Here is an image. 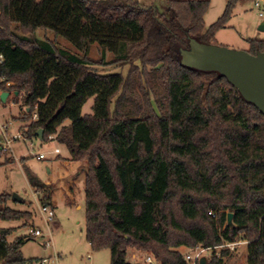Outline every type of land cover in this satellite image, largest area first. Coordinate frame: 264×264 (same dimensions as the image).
<instances>
[{
  "label": "trees",
  "instance_id": "16d2710c",
  "mask_svg": "<svg viewBox=\"0 0 264 264\" xmlns=\"http://www.w3.org/2000/svg\"><path fill=\"white\" fill-rule=\"evenodd\" d=\"M237 2L205 29L209 0H167L166 13L133 0H0V91L17 92L25 107L26 140L51 136L83 164L85 238L110 264H132V250L189 264L179 249L196 247L221 248L206 264H225V245L239 237L246 264H264V115L225 77L180 64L186 37L215 45ZM247 43L250 54L264 51V39ZM94 44L118 71L91 68ZM90 98L92 114L82 115ZM26 176L50 205V187ZM10 199L0 194V222L31 217ZM12 232L0 228V263H31L23 237L8 242Z\"/></svg>",
  "mask_w": 264,
  "mask_h": 264
},
{
  "label": "rangeland",
  "instance_id": "374dc122",
  "mask_svg": "<svg viewBox=\"0 0 264 264\" xmlns=\"http://www.w3.org/2000/svg\"><path fill=\"white\" fill-rule=\"evenodd\" d=\"M133 1L145 7H154L160 13H166L167 10V0ZM256 1H258L260 5L264 4V0H238L226 28L216 33L215 45L230 50L248 51V39H264V31L258 29L260 23L263 22L264 19H261L258 15L260 9L255 7ZM226 3L227 0H209V8L203 18L205 29L216 22L222 15ZM35 37L38 40L53 43L57 48L82 58L81 53L73 48L66 40L55 37L50 32L38 31ZM87 57L92 62L91 68L100 73L106 74L119 70L109 65V62L112 60V55L109 53L103 54L102 50L96 44L90 47ZM15 96V92H10L6 102L0 100V125L6 124L7 132L10 136L16 132L22 134L29 124V122H24L20 119L25 113V107L21 106V101H19V99H14ZM92 104L93 98L88 99L82 108V115L92 114ZM17 127H19L18 130ZM30 141L14 142L12 145L13 156L10 153L6 155L8 153L2 152L0 148V162L5 164L13 163L0 168V194H9L11 188H15L16 190L12 192V194L15 193L17 198L22 199L23 203L17 204L9 200L7 206L13 210L24 213H37L35 212L36 206L31 191L32 188L28 179H25L24 173L26 176V170L30 173L31 171H39L43 168L44 164L47 163L46 161L37 162L34 155L45 153L47 157H52L53 154L50 152L55 148L59 149L62 156L67 155L68 152L55 141H49L44 144H40L38 141L35 142L36 140ZM30 143L32 144L31 146ZM23 156L28 158L26 162L20 161V158ZM55 213V219L49 225L51 233L49 246L43 248L38 240L30 241L21 249L23 256L33 257L34 259L40 256L46 258L51 257V259L55 261V264H110L109 251H92L83 235L85 231L84 198L80 202V209L74 207H59ZM32 217L31 214L30 218H23L19 221L0 222V228H14L19 226L15 236H24L32 225ZM35 223L40 225L44 230L46 229L42 220L40 221L38 219ZM227 245H233V247L228 249L230 252L229 256L225 259V264H246L247 241H245L243 237H239L233 244L227 243ZM195 249L188 250L186 248H181L179 250L183 254L194 256L196 252ZM220 251L221 248L205 250L200 253L198 262L201 258H206L208 260L213 254H219ZM132 253H136L137 257L133 258L131 256ZM54 254H56L57 258H54ZM147 256H151V254L149 252H136L132 250L128 252L127 260L132 264H145V258ZM34 264H38L37 261H35ZM50 264H52L51 261Z\"/></svg>",
  "mask_w": 264,
  "mask_h": 264
},
{
  "label": "water",
  "instance_id": "95a60500",
  "mask_svg": "<svg viewBox=\"0 0 264 264\" xmlns=\"http://www.w3.org/2000/svg\"><path fill=\"white\" fill-rule=\"evenodd\" d=\"M258 29L264 31V21ZM186 41L187 48L179 49L182 66L202 72H215L225 77L245 101L253 104L264 115V51L250 54L248 51L202 43L195 38L186 37ZM8 95V92H2L0 100L5 102ZM36 135L41 140L42 130H38ZM11 199L19 198L12 194ZM231 220L232 214H228V223ZM206 263V258L198 262Z\"/></svg>",
  "mask_w": 264,
  "mask_h": 264
},
{
  "label": "crops",
  "instance_id": "0c3cea01",
  "mask_svg": "<svg viewBox=\"0 0 264 264\" xmlns=\"http://www.w3.org/2000/svg\"><path fill=\"white\" fill-rule=\"evenodd\" d=\"M1 93L2 92L0 91V94ZM8 97L6 98V101ZM19 127H17V130L19 129ZM69 158L70 157L68 153L67 155L62 156L60 152L57 155H52V157H47L45 160H42V161H46L47 163L44 164L41 170L31 171V173L34 176H36L41 183L50 187V205L49 206H51L54 209V212H56V210L59 207H66V208L74 207V208L80 209V202L84 198V188H85V174H84V168H83L84 166L81 162L70 161ZM26 159L28 158L23 156L20 158V161L26 162ZM42 161H37V162H42ZM8 165H11V164H8ZM6 166L7 164L0 162V168L6 167ZM24 177L25 179H27V177L25 176V173H24ZM15 190L16 189L12 187L9 194L11 195L12 192H14ZM31 191H32L33 199H34L35 206H36L35 212L37 213L29 212L33 216L32 217L33 222L29 228V231L25 233L24 236H15V233L17 232L19 226L14 227V228H2V229H12L13 230V232L8 237L9 243L13 242L15 239L19 237H23L26 240L24 242V245H26L30 241L38 240L39 244H41L43 248H46L50 244V237H51L50 229H49V226L47 227L45 225L46 229L44 230L43 228L40 227V225H37V223H35V221L38 219L40 221L42 220L41 215L39 213V205L41 203H40L38 194L34 192L32 189ZM10 201L15 202L17 204L23 203L22 199L20 198L15 199V200L10 199ZM55 216H56V213H55ZM31 229L40 230L42 233V236L39 238L31 237L30 235ZM83 235L85 236V231ZM21 255H22V252H21ZM131 256L133 258L137 257L136 253L135 254L132 253ZM22 257L26 260H32V262L29 264H34L35 261H37L38 264H44L42 263L43 259L47 260L46 264H50V261L52 262V264H55V261L52 260L51 257L46 258V257L40 256L37 259H34L33 257H25L23 255ZM55 257L57 258L56 254H54V258Z\"/></svg>",
  "mask_w": 264,
  "mask_h": 264
},
{
  "label": "built area",
  "instance_id": "2783aa9c",
  "mask_svg": "<svg viewBox=\"0 0 264 264\" xmlns=\"http://www.w3.org/2000/svg\"><path fill=\"white\" fill-rule=\"evenodd\" d=\"M255 7L260 9V12H259V17L261 19H264V4L263 5H260V3L258 1L255 2ZM33 120L36 119V115L33 116L32 118ZM0 137H1V140H2V143H1V151L4 152V153H10L12 154L13 156V151H12V145L14 144V142H17V141H27L24 136L22 134H20L19 132H16L15 134L13 135H9L8 132H7V126L6 124H3V125H0ZM48 139L50 141H53V137H48ZM32 144L30 143V146ZM51 154L53 155H57L60 153L59 149L55 148L53 149L51 152ZM35 159L37 161H42V160H45L47 158V154L45 153H39L37 155H34ZM39 213L41 215V219L42 221L44 222V224L48 227L54 220V217H55V212H54V209L49 206V205H46V204H40L39 205ZM209 215L212 216V217H215V215L211 212H209ZM30 235L31 237H34V238H39L42 236V233L40 230L38 229H31L30 230ZM228 244H233V243H228ZM226 247L227 249L229 248H232V246H228L226 244ZM196 252H195V255H186V259L187 261L189 262V264H196L198 262V258H199V255L200 253H202L203 251H205L204 249H202L201 247H196ZM42 263L46 264L47 263V260L46 259H43L42 260ZM145 264H157L156 262H154L153 258L151 256H147L145 258Z\"/></svg>",
  "mask_w": 264,
  "mask_h": 264
}]
</instances>
